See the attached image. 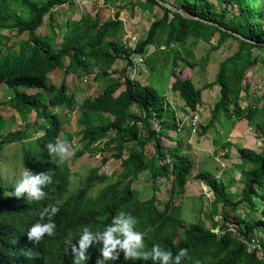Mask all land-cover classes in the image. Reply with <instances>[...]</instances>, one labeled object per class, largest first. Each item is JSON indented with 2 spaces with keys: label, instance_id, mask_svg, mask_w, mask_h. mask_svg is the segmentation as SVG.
<instances>
[{
  "label": "trees",
  "instance_id": "trees-1",
  "mask_svg": "<svg viewBox=\"0 0 264 264\" xmlns=\"http://www.w3.org/2000/svg\"><path fill=\"white\" fill-rule=\"evenodd\" d=\"M80 1L82 0H0V17H4L5 10L7 17L12 18V23L6 17L1 18L0 30L5 28L15 34L5 36L0 33V86L6 85L15 96L14 107L19 112L29 114L35 111L39 118L42 115V125L35 121L31 127L33 133H44L41 140L33 142L34 147L44 148L47 143L57 140L63 131L64 117L55 112L49 116L50 107L74 110L78 106L85 112L83 116L86 122L84 125L81 123L84 127L81 143L84 146L73 158L78 159L85 152L103 153L106 147H113L116 157L121 161L123 170L118 173L116 181L108 184L97 199L88 202L92 204L91 208L84 209L77 217V222L91 221L98 229H103L114 215L124 211L137 219L136 228L139 227L138 230L146 233V239L157 238L165 250L174 255L181 248L187 249V257L182 258L181 264H264V242L260 240L262 258L258 257L259 248L250 252L248 245L256 239L257 234L264 233V145L261 152L237 150L242 163L238 167L240 179L236 180L233 175L227 180L210 172L198 171L195 178L208 187L214 196L210 205L211 214L206 215L205 220L200 217L203 213L201 209L195 223L185 224L179 215L180 207L172 206L171 200L156 204L154 197L148 202H139L137 191L132 190L130 184H134L136 178L139 180L142 173H147L151 180L165 178L167 181L173 177L170 193L180 191L185 194L188 181L193 178L195 164L191 155L185 152L190 150L187 141L182 142L184 150L177 147L179 142H176L174 148L165 147L162 143V138L172 141L165 130L172 128L174 133L179 132L175 115L173 127L170 125L166 113L168 105L164 104L151 85H142L140 81L127 75L128 70L135 67L133 57L144 54L149 46L155 44L156 35L167 31L164 46L167 50L174 51L175 82L172 84V91L180 95L185 109L195 113L203 105L204 89H198L190 79L182 80L177 77L179 69L193 67L195 64L181 56L174 47L184 48L189 40H193L192 46L201 40L210 44V51L199 64L207 68L212 53L232 39L238 44L237 51L219 64L214 83L206 86V90L218 86L219 100L211 110L209 123L196 133L206 135L215 127L220 115L226 116L232 123L238 118L254 122L256 116L264 112V105L262 109L254 108L244 114L239 103L244 99L241 97L242 93L248 94L250 90V85L244 83V78L249 68L257 64L254 51L264 49V0H174L178 10L189 13L194 19L184 18L180 13L162 5L161 2L166 3V0H146L145 5L151 10L158 7L159 19L152 23L147 37L139 41L134 50L107 40L111 30L122 26V22L117 20L119 13L116 18L103 24L97 17L90 15H85L79 21L68 20L66 33L58 44L55 43L58 38L55 29H50L46 35L38 34L46 17L54 19L57 8L74 6ZM235 6L238 14L234 12ZM13 40L18 44H13ZM120 61L123 68H119ZM74 68L79 72V77L90 75L92 69H97L94 80L105 82L109 78L110 81L96 98H87L79 105L65 80L74 72ZM61 71L64 72L61 84L53 86L49 75L54 72L62 75ZM123 87L124 90L115 97L116 92ZM259 100L264 104V92ZM134 108L140 114H135ZM94 114L112 115L115 118L107 123L89 124V117ZM155 122L159 124V130L155 129ZM255 127L264 142V119ZM30 136V130H25L9 134L5 140L21 142ZM67 140L65 137V141ZM98 141H103V146L97 150L92 149ZM151 146L155 149L153 154L148 151ZM24 150L23 163L30 158L26 156L29 150ZM124 150L130 151L125 159ZM39 159V167L44 172L52 170V177H72L67 161L54 162L47 150ZM127 179L128 186L120 189L121 183ZM107 180V175H98L97 171H92L81 184L83 197L87 200L88 192L98 182L106 183ZM237 183L240 192L238 199L234 201L230 192ZM11 190L12 186H9L6 191ZM14 200L3 198L0 193V264H17L19 259L20 264H26L31 252L39 255L38 246L27 241L25 243L23 236H27V229L39 220L40 210L35 204L40 201L36 203L30 200L27 206H23L24 204H18ZM56 201L50 195L46 200L47 204L44 200L45 207ZM41 205L43 207L44 204ZM159 206H163V209ZM66 207L54 217H64L68 212ZM217 217L221 218L220 221L216 220ZM208 221L210 227L207 225ZM217 228L221 229L220 233L214 232Z\"/></svg>",
  "mask_w": 264,
  "mask_h": 264
},
{
  "label": "rangeland",
  "instance_id": "rangeland-1",
  "mask_svg": "<svg viewBox=\"0 0 264 264\" xmlns=\"http://www.w3.org/2000/svg\"><path fill=\"white\" fill-rule=\"evenodd\" d=\"M166 1L169 6L177 9L174 5V0ZM210 1L214 2L216 0ZM145 2L146 0H87L86 3H83V1L80 2V5L63 6L54 11L53 20H51L50 16L45 18V24L38 31V34L46 35L50 29H55L58 33V38L55 40V43L58 44L61 42L62 36L66 33L65 26L68 20L79 21L80 18L85 15H90L92 17H97L100 23L103 24L107 20L109 21L112 18L114 19V17L116 18V14L119 13V18L117 20L122 22V26L111 30L107 36V40L123 45V41L127 35L136 34L139 41H141L147 37L152 23L159 19L158 7H154L151 10L149 6L145 5ZM236 7L237 6L234 8V12L238 14ZM169 17L170 19L172 18L171 15ZM79 27H77V30ZM166 32L167 31H162L158 33L155 37V44L149 46L144 54H136L133 57L135 58L133 59L135 67L130 68L127 75L133 80L140 81L142 85H151L157 91L158 95L163 99L164 104L168 105L166 113L169 116L171 127L174 125L173 116L175 115L179 125V132L178 134L174 133L172 128L169 131L165 130L166 135H170L172 141H167L166 138H162L163 145L165 147L174 148L176 147V142H179L181 146L178 145L177 147L180 148V150H184V146H182L183 141L195 145L191 150L185 151L189 153L194 160L193 178L188 181L185 194L180 191L176 194L170 193L173 177L169 178L167 181L165 178L151 180L147 173H142L139 180L138 178L135 179L136 182L134 186H132V189L139 192L137 198L143 202H148L154 197H156L154 200L156 204L157 202L161 204L168 203L171 200L172 206L180 207L179 211H181V214L179 215L184 219L186 224H189L196 222V216H199L201 209L203 213L200 217L202 220H205L206 215L211 214L210 205L214 201V196L210 193L209 188L198 181L195 175L199 170H208L219 178L223 177L229 180L234 174V171L229 168H237L240 163L238 161V149H251L255 152H261L264 142L261 139L259 130H257L255 126H258L264 119V112H260L252 123L241 118H238L235 123H232L226 116L220 115L219 121L215 124V127L210 130V133H207V136L204 135L206 136L204 139L200 138L202 136L195 133V131H199L202 126L209 123L211 119L210 111L219 100L218 86H214L207 90L206 86L214 83L219 71V64L237 51L238 44L232 39L227 40L218 51L212 53L207 68H203L199 64L202 62L203 57L210 51V44L201 40L195 46H192L193 40H189L184 48L174 47V50H177L181 56L187 57L189 61H193L192 63L195 64L193 67L185 66L182 70L179 69L177 77L182 80L190 79L198 89H204L203 105L194 113L185 109L184 102H182L180 95L172 91V84L175 82V76L173 74L174 51L167 50L164 46V40L167 36ZM13 44L17 45L18 42L14 40ZM254 53V59H257V64L249 68L244 78V83L247 82L250 85V90L248 94L245 92L242 93L241 97L244 99L239 103L244 114L254 108L262 109L264 105L259 100L264 92V49H255ZM141 60H143V62ZM67 63L69 62L67 61ZM119 65V68H123L121 61ZM61 72L62 75L60 72L57 75L55 72L49 75L53 86L57 87L61 84L62 78H64V72ZM97 73V69H92L90 75L79 77L77 76L79 72L74 68V72L66 77L65 80L69 86V91L71 94L74 92L75 99L79 105L87 98H96L103 91L105 84L109 83V78L105 82H97L94 80ZM122 90H124V87L116 92L115 97H117ZM32 92L34 91H30V93ZM246 97L248 98L246 99ZM10 99L12 102L15 101V96L12 95L7 86H0V122H7L6 127L1 133L5 134L9 131L24 130L26 127L28 128L29 125L32 127L35 121L42 125V120H44L42 115H40L39 118L36 112L33 111L23 119L21 113L18 112L12 104L8 105L5 103L6 100L11 102ZM209 108L210 111L207 110ZM133 110L135 114H140L138 109L134 108ZM53 112L64 117L65 124L63 125V131L58 139L68 149L69 155L66 158L68 168L72 172L77 173L75 180L78 181V183H82L92 171H97L98 175H107L109 182L116 180V176H118V173L123 170V168L121 161L116 157V151L113 150V147H106L103 153H98L96 151H91L90 153L85 152V155L78 158V160L73 158L74 152L81 150L84 146L80 144V139L83 125L86 122L83 116L85 112L78 106L74 110H67L65 107L57 109L50 107L48 109V115L51 116ZM114 118L115 117L112 115L101 116L94 114L89 117L88 121L89 124L107 123V121H114ZM81 123L83 125H81ZM129 123H132V121ZM217 126H219V128L216 133L215 129ZM31 127L29 129H31ZM154 127L157 130L160 129L159 124L156 122L154 123ZM222 131L224 135H220ZM234 131L238 132L237 136L233 133ZM30 132L31 139L24 140V142H22L23 144L32 143L41 136L40 134L33 133L32 130ZM194 135H196L195 138ZM65 137L68 139L67 143H65ZM115 145L116 144H114V147ZM101 146H103V141L96 143L94 148L97 150V148ZM30 147L32 146L23 147L19 145L17 147L16 145L9 149H3L2 155L0 153L2 157H0V161L10 157H15L16 160L13 165L15 169H11V164L9 165V171H6L4 166L2 167V176L19 178L25 169V166L20 165L22 171L19 170V162H22L24 149H29ZM148 151H151L153 154L155 149H153V147L151 150L148 148ZM223 151L226 155L225 157L220 154ZM208 152L213 153L218 164L214 162L212 158L206 160L207 157L205 158V155L208 154ZM129 153V150H124L123 159L127 158ZM226 158L229 159V166ZM230 160L234 163H231ZM222 164L225 170L221 168ZM236 172L237 179H240L239 171L236 170ZM225 173H228L227 176L223 175ZM127 181L128 179L124 183H127ZM103 187L104 185L98 186L94 193L99 192ZM120 187H123L122 183ZM239 192L240 187L237 183L232 187L230 192V196L234 201L238 199ZM153 194L156 196H153ZM160 208L163 209V206ZM170 211L174 212L173 210ZM207 225L210 227L209 221ZM215 230L214 232L216 233L219 229L217 228ZM255 238L264 242V233L261 232L257 234ZM251 248L253 247L251 246ZM257 252L258 257L262 258L263 255L260 248Z\"/></svg>",
  "mask_w": 264,
  "mask_h": 264
},
{
  "label": "clouds",
  "instance_id": "clouds-1",
  "mask_svg": "<svg viewBox=\"0 0 264 264\" xmlns=\"http://www.w3.org/2000/svg\"><path fill=\"white\" fill-rule=\"evenodd\" d=\"M3 16L6 17L7 21L12 23V18L7 17L5 10H3ZM4 17H0V21L1 18ZM0 33L5 36H15V34H11V32L5 28L1 29ZM15 101L9 102L6 100L5 103L8 105L12 104L14 107L16 105ZM21 115L23 119H25L28 114L25 112V114L21 113ZM6 125L7 122H0V148L9 149L16 145L17 147L19 145H22L23 147L32 145V147H30L28 149L29 151L26 152V156L30 158L26 159L25 163L21 164L25 166V169L19 178L5 177L2 176L1 173L3 166L5 167L6 171H9V165L11 164V167L14 165V161L16 160L15 157H10L0 161V181L6 184V188L0 186V193L2 194V197L7 198L10 201H12V199H18L17 201H19L21 198H23L26 199L28 203L29 200L43 202L46 198L44 188L50 184L60 191L70 192L76 195V199L78 201L76 205L73 206L72 213L67 212L65 214L63 217V222H57L58 219L53 218L59 212L58 207H60L61 210L63 209V207L60 205L57 207L55 204H49L40 211L39 220L32 224L26 233V241L33 246H38V253H40L41 250H44V253L42 254H45V251L47 252L49 250L53 252L60 250L61 254L59 255V261L66 260L67 258L69 260V257H71L70 260H73V264H88L90 258L94 260L92 264H113V262L120 258V254H123L124 261L150 260L151 264H181L182 258L187 257L188 250L185 248L179 249L175 255L171 251L161 248L158 244H154L150 250H145V234L137 230V219L130 213L124 211H120L118 214L114 215L111 221L103 229H98L96 226H94L95 223L91 221L78 223L77 217L83 213L84 209L91 208L92 206V204L88 202L90 200L97 199L101 191L108 184L116 180L112 182L107 180L106 183L98 182L95 187H93L88 192V199L86 200L83 197V192L81 190L82 183H78V181L75 180L76 173L74 175V173L70 170L72 177L63 175L52 177V170L49 169L46 172H41L40 170L41 167H39V157L46 150L49 157L54 162L58 163L64 162L69 155L68 149L63 143L59 141V139L55 140L54 142L47 143L45 145L46 148H40V153L38 155H34L31 152V149H34V151L37 150H35L36 148L34 147L33 142L29 144L22 143L24 140L30 139V137L23 139L21 142H7L5 140L9 134L25 130L31 131L32 129H29L31 126L29 125V127H26L24 130L9 131L3 134L1 131L4 130ZM83 129L84 127L82 128V131ZM36 134H40L41 136L35 139V141L41 140L43 138L44 133ZM81 141L82 134L80 139V144L82 145ZM67 142L68 140L65 143ZM94 145L91 148L94 149ZM132 146H134V144ZM81 150L75 151L74 154L80 152ZM98 153H102V151H99ZM84 155L85 153L79 158L83 157ZM222 165L221 168L224 169ZM18 168L22 171L20 165ZM127 183L122 182L123 187H120V189L128 186ZM134 184H130L131 189ZM100 185H104V187L99 192L94 193L97 187ZM9 186H12V190L7 192L6 190ZM11 195L13 198H11ZM153 196L156 195L153 194ZM57 201L55 202L56 204H58ZM220 219L221 218L219 217L216 218L217 221H220ZM214 231L216 230L214 229ZM220 231L221 229H219L216 233H220ZM52 239L56 240L53 241ZM50 242H53V244L57 245V247L52 248L49 244ZM248 245L253 251L260 246V239H254L251 243H248ZM251 246L253 248H251ZM39 257H41L40 254ZM41 258L43 259L44 257Z\"/></svg>",
  "mask_w": 264,
  "mask_h": 264
},
{
  "label": "water",
  "instance_id": "water-1",
  "mask_svg": "<svg viewBox=\"0 0 264 264\" xmlns=\"http://www.w3.org/2000/svg\"><path fill=\"white\" fill-rule=\"evenodd\" d=\"M161 3L165 7L169 8L170 10H172L173 12L180 13L184 18L194 19L193 16H191L189 13H187V12H185L183 10H178V9H176L174 7H171V6H169L165 2H161ZM239 37L241 38V36H239ZM30 139H31V137H30ZM33 142H36V141L34 140ZM44 148H46V147H44ZM35 150H37V151H34V149H31V152L34 155H38L40 153V148H36ZM65 161H67V159H65ZM40 170H41V172H44L42 169H40ZM47 189H50V191L47 192ZM44 191L46 193L45 203H46L47 198L50 195L51 196H54V198H56L58 200L57 201L58 204H56L55 202H54V204L56 206H59L60 205L63 208L67 206L66 208H68V212H70V213H72L73 206L76 205V203L78 202L77 199H76V195H74V194H72L70 192L60 191L59 189L55 188L54 186H52L50 184L47 185V186H45ZM137 193H138V196H139V192H137ZM137 200L139 202H141L138 198H137ZM36 203H37V201H36ZM40 203L41 204H45L44 201L43 202H40ZM18 204H24L23 206H27L28 205V201L26 199L21 198L18 201ZM159 208H160V206H159ZM57 222H63V217H59L58 220H57ZM189 224H192V223H189ZM138 229H139V227H137V230ZM139 231L143 232L142 230H139ZM143 233L145 234V237H144L145 250H150L151 247L154 244H158L161 248L165 249L163 247V244L157 238L151 237L149 239H146L147 235H146L145 232H143ZM23 237H24L23 240L26 243L27 236L24 234ZM44 246H46V245H44ZM50 246L53 247V248H56L57 247V245H55V244H50ZM249 251L250 252H253L251 249ZM33 253L31 252L29 254V256L27 257L28 262L26 264H73V260H70L71 257H69V260L67 258L66 260H60L59 261V255L61 254V251L60 250H58L56 252H53L51 250H49L47 252L45 251V254H42V253H44V250L43 251L41 250L39 254H40L41 257H44L43 259L41 257H39V255L36 256V254H33ZM48 255H53L56 258L53 261H51L50 260V256H48ZM20 261H21V259H19L17 262L20 264ZM88 262H89L88 264H92V262H94V260H92L90 258ZM7 264H14V262L13 263L12 262L11 263H7ZM113 264H151V261L150 260L149 261H141V260H137V261H131V260L124 261L123 254H120V258L117 261L113 262Z\"/></svg>",
  "mask_w": 264,
  "mask_h": 264
},
{
  "label": "crops",
  "instance_id": "crops-1",
  "mask_svg": "<svg viewBox=\"0 0 264 264\" xmlns=\"http://www.w3.org/2000/svg\"><path fill=\"white\" fill-rule=\"evenodd\" d=\"M207 110L210 111V108L207 109ZM210 112H211V111H210ZM199 122H200V121H199ZM220 127H221V126H220ZM218 128H219V126H217L216 129H215V130H216V133L218 132ZM221 130H222V127H221ZM208 133H210V131H209ZM233 133H234L236 136H237V134H238V132H236V131H234ZM207 135H208V134H207ZM207 135H206V136H207ZM220 135H224V132H223V131L220 132ZM206 136H202V137H200V138H203V139H204ZM195 137H196V135H194V138H195ZM221 137H224V136H221ZM189 144H190V150H191L193 147H195V145H192V143L189 142ZM250 150H251V149H250ZM211 151H212V150H211ZM226 152L228 153L227 150H226ZM220 154H221V155H224V157L226 156V155L224 154V151L221 152ZM231 154H232V152H231ZM227 156H228V154H227ZM206 157H207V158H206ZM205 158H206V160H210V158H212V159L214 160V162H216V163L218 162V161H216V159L214 158L213 153H211V152H208V154L205 155ZM226 161H227V164H228L229 159L226 158ZM230 161H231V160H230ZM238 161H239L240 163H239V165L237 166V168H235V167H234V168H229V169H232V170L234 171V174H233L234 176H233V177H235L236 180H237V177H236V176H237V172H236V170L239 171V170H238V167L242 164L241 161H240V159H239ZM231 163H234V162L231 161ZM217 164H218V163H217ZM228 166H229V164H228ZM224 170H225V169H224ZM199 171H201V170H199ZM204 171L209 172L208 170H204ZM231 173H232V172H231ZM212 174H214V173H212ZM234 186H235V185H234Z\"/></svg>",
  "mask_w": 264,
  "mask_h": 264
},
{
  "label": "bare ground",
  "instance_id": "bare-ground-1",
  "mask_svg": "<svg viewBox=\"0 0 264 264\" xmlns=\"http://www.w3.org/2000/svg\"><path fill=\"white\" fill-rule=\"evenodd\" d=\"M82 1H83V3H86L85 0H82ZM82 1H80V2H82ZM80 2H79V3H80ZM79 3H77V4L80 5ZM77 4H76V5H77ZM3 149H4V148H0V153H1V155H2ZM1 155H0V157H1ZM23 157H24V151H23ZM1 158H2V157H1ZM21 164H23V159H22V162H21V161L19 162V165H21ZM13 168H14V166L11 167V169H13ZM29 170H30V169H29ZM76 174H77V173H76ZM76 177H77V176H76ZM0 186H3L4 188H6L5 183H2L1 181H0ZM11 198H13L12 195H11ZM12 200H13V199H12ZM17 200H18V199H17ZM14 201L16 202V200H14ZM29 201H30V200H29ZM91 202H92V201H91ZM30 204H31V203H30ZM30 204H29V205H30ZM35 205H36V204H35ZM35 205H34V206H35ZM48 205H49V204H48ZM48 205H47V206H48ZM13 207H14V202H13V205H12L11 208L13 209ZM37 208L41 211L42 208H45V204H44L43 207H42V205L39 203V204H37ZM59 210H61V209H59ZM101 211H102V210H101ZM59 212H60V211H59ZM59 212H58V213H59ZM58 213H57V214H58ZM62 213H63V212H62ZM60 214H61V213H60ZM64 214H65V213H64ZM61 215H62V214H61ZM61 215H60V216H61ZM31 217H32V216H31ZM54 218H55V217H54ZM23 225H27V224H23ZM30 226H31V225H30ZM24 228H26V227H24ZM22 235H23V234H22ZM51 243H52V242H51ZM52 248H53V247H52ZM52 248H51V249H52ZM49 256H50V260H51V261H53V260L56 258V257L53 256V255H49Z\"/></svg>",
  "mask_w": 264,
  "mask_h": 264
},
{
  "label": "built area",
  "instance_id": "built-area-1",
  "mask_svg": "<svg viewBox=\"0 0 264 264\" xmlns=\"http://www.w3.org/2000/svg\"><path fill=\"white\" fill-rule=\"evenodd\" d=\"M139 42V38L136 34H130V35H127L123 41V46L125 47H129L131 49H135L137 43ZM135 59V58H133ZM196 123V122H195ZM224 167V165H222Z\"/></svg>",
  "mask_w": 264,
  "mask_h": 264
}]
</instances>
